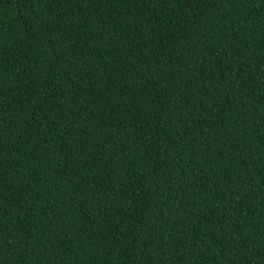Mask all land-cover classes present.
Returning <instances> with one entry per match:
<instances>
[{
	"label": "trees",
	"instance_id": "obj_1",
	"mask_svg": "<svg viewBox=\"0 0 264 264\" xmlns=\"http://www.w3.org/2000/svg\"><path fill=\"white\" fill-rule=\"evenodd\" d=\"M0 264H264V0H0Z\"/></svg>",
	"mask_w": 264,
	"mask_h": 264
},
{
	"label": "snow or ice",
	"instance_id": "obj_2",
	"mask_svg": "<svg viewBox=\"0 0 264 264\" xmlns=\"http://www.w3.org/2000/svg\"><path fill=\"white\" fill-rule=\"evenodd\" d=\"M0 130H2V129H0Z\"/></svg>",
	"mask_w": 264,
	"mask_h": 264
}]
</instances>
